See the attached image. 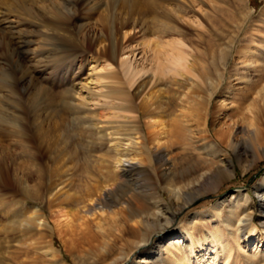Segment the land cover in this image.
Returning a JSON list of instances; mask_svg holds the SVG:
<instances>
[{
  "label": "bare ground",
  "instance_id": "bare-ground-1",
  "mask_svg": "<svg viewBox=\"0 0 264 264\" xmlns=\"http://www.w3.org/2000/svg\"><path fill=\"white\" fill-rule=\"evenodd\" d=\"M68 1L71 0H55L51 3L53 9L59 6L62 8V14L67 18L66 26H57L54 23L50 26L48 22H44L43 26L52 33L62 32L58 33L61 39L58 38V44H53L54 47L61 52L69 53L70 56L76 55L81 61L87 59L90 64L84 84L76 90L79 103L88 107L92 97L102 96L110 99L111 109L131 115H120L125 121L116 126L112 125L118 124L119 121L93 119L92 128H95V132L88 140L89 145L78 151L63 149L64 155L68 156L71 162L77 184L74 191L71 188L64 189L69 185L71 187L69 181L64 179L57 185L60 189H56L57 191L51 195L50 205L60 209L62 218L55 222L56 227H60V234L63 233L64 225L71 236H77L80 232L77 229H80L91 239L100 237L103 240L101 241L103 247L107 246L109 241L112 243L117 239L121 241L118 248L115 244L105 247L104 253L90 263L77 253L73 254L77 264H153L159 259L156 256H160L158 254L161 253L163 242L173 238L170 236L174 232L172 228L175 220L172 208L175 212H182L194 200L219 189L232 178L235 175V163L231 151L235 153L241 141L247 138L258 146L255 159L247 163H245L247 159L244 160L242 155L236 153L243 174L264 158L262 139L264 137L261 138L260 128L264 127V7L253 16V8L246 4V0H228L223 7L212 0L209 8L213 28L218 27L222 18L233 26V30L226 41L207 40L203 48L196 44L193 53L190 54L183 48L184 33L179 30V26L172 24L173 17L170 14L180 13L182 17V12L185 11L182 6L187 0H178V8L176 3L166 4L171 6V10L164 8L162 2L164 0H147L145 11L141 10L142 4L139 3L138 15L145 12L151 15V19L146 33H143L147 35L144 36L146 39L134 47L141 46L143 53H150V67L141 68L144 71H151L152 75L147 79L143 78L131 89L128 82L140 71L132 72L129 66L118 61L119 39L116 38L120 37L127 41L132 39L129 27L133 19L124 20L115 27L111 22L110 13L109 20L107 19L104 24L105 37L97 39L98 43L106 42V45L95 50L94 42L82 45L72 32L77 20L74 23L72 17L74 6L68 4ZM130 1L129 6L132 7L137 0ZM131 7L128 8V13L134 9ZM72 23L73 29L68 27ZM242 41L244 44L240 45L234 55L236 45ZM12 42H7L8 50L19 53L16 46L18 43ZM187 56L191 57L189 63H186ZM232 57L234 61L230 62ZM107 66L116 68L108 71ZM98 69L107 72L99 74ZM97 75L106 80L102 84L106 92L94 91V84H99ZM151 81L153 90L137 104L136 99L143 87ZM225 83L229 84L226 89L222 88ZM239 83L243 85H238ZM224 94H228L229 100V97L236 94L242 95L240 106L238 104L233 106L240 118L235 122L232 116L228 115L217 128L211 120L215 113L214 99ZM75 106L81 109L80 105ZM111 115L119 116L117 112ZM100 124L109 126L103 127ZM13 126L16 133L22 134L20 125ZM123 129L128 132L122 133ZM61 137L63 138L62 135ZM65 140L63 138V141ZM17 143L24 153L26 150L22 144L24 142L19 140ZM23 156V162L17 161L19 155L8 156L7 162L12 169L15 185L24 195L38 196L42 193L43 187L40 186L37 190L29 186L25 172L28 160L25 156L34 162L39 161L44 155L40 150L33 155L24 153ZM95 166L100 167V174H92L96 173L93 169L89 173V169ZM185 167L186 170H183ZM132 169L147 173L146 175L153 179L152 184L155 187L148 194L151 202H146L144 206L137 205L132 197L126 195L127 190H124L126 185H129L128 177ZM3 171L2 176L9 179L11 177L9 168L6 166ZM17 172L22 176H17ZM62 174L64 171L52 177V180L60 181ZM84 179L89 180L82 187L81 181ZM1 184L12 189L4 183ZM158 184L167 194L168 201L162 198L157 189ZM254 189L261 202L259 212L263 216L264 224V178ZM131 191V195H138V192ZM143 196L148 200L145 195ZM190 196L192 198H188ZM118 204L121 207L115 210L114 207ZM104 209H108V212L105 213ZM254 211L250 195L241 192L230 193L212 205L205 214L195 213L193 219L204 221L216 217L218 223L224 225V227L220 225L219 229L224 228L234 236L242 233L248 240L254 231L251 220ZM80 213L90 214L95 217L94 219L99 218L95 225L97 231H85L86 228L82 230ZM42 214L31 220L32 225L35 224L37 228L45 227ZM106 218L108 220L110 218L111 223L105 222ZM192 227L193 224H188L186 230ZM129 230L131 233L126 236L125 233ZM154 237L159 239L156 244L150 241ZM179 237L186 239L183 234ZM218 245L227 246V241L218 240ZM77 246L80 245L76 243L74 247ZM213 250L214 253L217 252L216 249ZM55 253L53 249H49L47 256L52 257ZM229 253L224 252L225 259L229 258ZM258 260V255L252 254L246 258L244 264H258Z\"/></svg>",
  "mask_w": 264,
  "mask_h": 264
},
{
  "label": "rangeland",
  "instance_id": "rangeland-1",
  "mask_svg": "<svg viewBox=\"0 0 264 264\" xmlns=\"http://www.w3.org/2000/svg\"><path fill=\"white\" fill-rule=\"evenodd\" d=\"M53 1L55 0H0V177L6 166L9 168V175H11L9 179L4 176L0 178L4 179L0 180V264H77L73 257V254L76 253L87 263H90L104 253L105 247L108 248L115 244L118 248L121 245V241L117 239L115 243L109 241L108 245L103 247L104 244L101 242L103 240L100 237L95 240L91 239L80 229H77L78 232L80 231L77 236H71L65 230L64 225L62 226L63 233L60 234V227H56L55 223L62 219L60 209L50 205L49 202L51 195L60 189V186L57 187V185L64 179L71 184V187L69 185L64 189L71 188L72 191L76 189L77 179L73 176L71 162L68 156L64 155L63 149L69 148L72 151L85 149L84 147L89 145L88 140L95 132V128H92L93 119L119 121L118 124L112 125L116 126L125 121L120 115H131L111 109L110 99L102 96L92 97L88 107L79 103L76 90L84 84L90 64L87 59L81 61L76 55L70 56L69 53L61 52L53 46V44H58V38L61 39L58 33L62 32L52 33L45 30L44 22H48L50 26L54 23V25L65 27L67 24V18L63 16L62 8L59 6L53 9L51 4ZM146 1L137 0L132 7L129 6L130 0L68 1V4L74 6L72 11L74 23L77 20L74 29L73 23L68 27L73 29L72 32L82 45L94 42L95 50L106 45V42L98 43L97 39L101 40L105 37L104 24L107 19L109 20L110 13L111 22L115 27L124 20L133 19L131 20L132 25L129 27L132 39L127 41L120 37L116 38L119 39L118 61L129 66L132 72L140 71L128 82L131 89L140 80L147 79L152 75L151 71H144L141 68L142 66H145V69L150 67V53H143L141 46L134 47L135 44L146 39L144 36H147L143 33L150 23L151 15L145 12L144 15H138L139 3L142 4L141 10L145 11ZM215 1L223 7L228 0ZM162 2L165 5L164 8L168 10H171V6L166 4L176 3L177 8L179 4L178 0ZM211 2L212 0H187L186 6H182L185 8L182 17L180 13L170 12L173 17L172 24L179 26V30L184 33L183 48L190 54L193 53V47L196 44L203 48L207 40L226 41L227 36L233 30V26L221 17L218 27L213 28L210 22L212 13L209 7ZM246 4L253 8L252 14L256 16L264 7V0H246ZM130 7L134 9L128 13ZM8 41L18 43L16 46L19 53L8 50ZM130 42L131 45L128 46ZM243 44L242 41L236 45L234 55ZM190 59L191 57L187 56L186 63H189ZM233 61L234 57L230 58V62ZM114 67L116 68V66H107L106 69L111 71ZM117 67L120 68V66ZM106 72L98 69L99 74ZM96 77L99 84H94V91L97 93L106 92V88L102 86L106 80L102 76L97 75ZM238 85H243V83ZM152 86L153 82L151 81L143 87L136 99L137 104L153 90ZM228 86L229 84L225 83L222 88L226 89ZM236 95L229 97L230 100L228 94L215 97L213 108L215 113L211 120L217 128L228 115H231L235 122L239 121L240 117L236 114L233 106L235 107L237 104L240 106L242 95ZM229 102L236 103L230 104ZM75 105H80L81 109L76 108ZM113 112H117L119 116L114 117L111 115ZM14 124L21 126L22 134L15 132ZM100 126L109 125L100 124ZM260 128L263 129H261L262 138L264 137V127ZM121 132L127 133L128 131L123 129ZM60 134L66 139V142L63 141ZM19 140L24 142L22 144L26 148L24 151L26 155L36 154L40 150L44 155L39 161L34 162L25 156V159L28 160L25 172L29 186L32 189L43 187L42 193L38 196L24 195L19 190V187L15 185L10 164L7 162L8 156L13 154L19 155L18 162H23L24 153L17 143ZM238 147L235 153L231 151L235 163V175L232 178L223 183L219 189L194 200L182 212H175L171 206L175 213L174 227L172 228L174 232L170 235L173 238L163 242L161 253L158 254L160 256H156L159 259L153 264H244L246 258L252 254L258 255V264H264L263 216L259 212L260 199L254 192L255 185L264 178V158L243 174L236 153L242 155L244 160L247 159L245 161L247 163L255 159L258 154V146L246 138L245 141L240 142ZM92 169L96 172L92 174H100L99 166L91 167L89 173ZM183 170H186V167ZM61 171H64V174L60 181L52 180V177ZM146 174L132 169L128 177L129 185H126L124 189L127 190L126 195L132 197L139 206L151 202L148 194L155 187L152 184L153 179ZM17 176L21 177L22 174L17 172ZM88 180H82L81 186L84 187ZM1 183L12 187V189ZM157 189L162 198L168 201L167 194L159 184ZM131 190L138 192V195H131ZM238 192L248 194L253 199L255 211L251 220L254 231L248 240L242 233L234 236L224 228L223 230L219 229L220 225L222 227L224 225L223 223L219 224L216 217L204 221L193 219L195 213L205 214L217 201L222 200L230 193L238 194ZM143 195L148 200H145ZM192 196L188 198H192ZM120 207L121 205L118 204L114 209L118 210ZM104 212H108V209H104ZM38 214L43 215L44 228L32 225L31 220ZM79 215L82 230L86 228L85 231H97L95 225L99 218L94 219L95 217L86 213ZM106 220L104 221L111 223L110 218L109 220L106 218ZM188 224H193V227L186 230ZM130 233L129 230L125 235H130ZM182 234L186 239L179 237ZM158 240L157 237H154L150 241L156 244ZM218 240H226L227 246L218 245ZM76 243L80 245L77 248L74 247ZM49 249L56 252L52 257L47 256ZM213 249H216L217 252L214 253ZM224 252L225 254L230 252L229 258L225 259ZM134 258L137 259L136 256Z\"/></svg>",
  "mask_w": 264,
  "mask_h": 264
}]
</instances>
